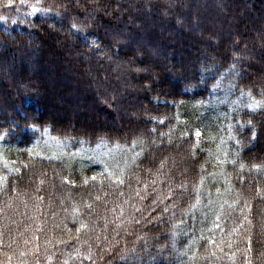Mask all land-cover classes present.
I'll list each match as a JSON object with an SVG mask.
<instances>
[{"label": "trees", "instance_id": "trees-1", "mask_svg": "<svg viewBox=\"0 0 264 264\" xmlns=\"http://www.w3.org/2000/svg\"><path fill=\"white\" fill-rule=\"evenodd\" d=\"M0 264H264V0H0Z\"/></svg>", "mask_w": 264, "mask_h": 264}, {"label": "rangeland", "instance_id": "rangeland-1", "mask_svg": "<svg viewBox=\"0 0 264 264\" xmlns=\"http://www.w3.org/2000/svg\"><path fill=\"white\" fill-rule=\"evenodd\" d=\"M209 1H211V0H209ZM194 4H195V2H194V1H193V2H191V5H194ZM32 10H33V9H32ZM157 22H158V21H157ZM207 26H212V25H210V24L206 23V24H204V25H203V28H207ZM167 31H168L169 33H171V32H172V31L168 30V28H167L166 32H167ZM149 61H150V62H151V61H152V62H154V61H153V59H149ZM178 64H179V61H178ZM99 124H100V123H99V121L97 120V121H96V123H95L94 125H95V126H96V128H97V127H100V125H99ZM113 127L115 128V126H113ZM116 128H117V126H116Z\"/></svg>", "mask_w": 264, "mask_h": 264}, {"label": "snow or ice", "instance_id": "snow-or-ice-1", "mask_svg": "<svg viewBox=\"0 0 264 264\" xmlns=\"http://www.w3.org/2000/svg\"><path fill=\"white\" fill-rule=\"evenodd\" d=\"M37 10L35 9V8H33V12H36ZM74 28H75V26H73ZM259 104V102H254V104L253 105H251V107H255V106H257ZM196 135H197V137H199L200 135H201V133H199V132H197L196 133ZM93 179H95V177H93ZM120 183H123V181H120ZM80 229H77V231H79Z\"/></svg>", "mask_w": 264, "mask_h": 264}]
</instances>
